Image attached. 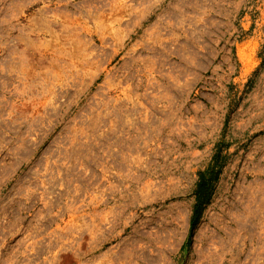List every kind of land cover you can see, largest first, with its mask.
Masks as SVG:
<instances>
[{
	"label": "rangeland",
	"instance_id": "374dc122",
	"mask_svg": "<svg viewBox=\"0 0 264 264\" xmlns=\"http://www.w3.org/2000/svg\"><path fill=\"white\" fill-rule=\"evenodd\" d=\"M0 264H264V0H0Z\"/></svg>",
	"mask_w": 264,
	"mask_h": 264
},
{
	"label": "trees",
	"instance_id": "16d2710c",
	"mask_svg": "<svg viewBox=\"0 0 264 264\" xmlns=\"http://www.w3.org/2000/svg\"><path fill=\"white\" fill-rule=\"evenodd\" d=\"M224 147V142L221 141L218 143L210 163L204 170L199 172V177L194 192L195 204L190 220L191 234L189 235L187 241L188 245L192 239V233L198 226L207 205L210 203L215 184L220 178L221 170L227 157V155L224 154Z\"/></svg>",
	"mask_w": 264,
	"mask_h": 264
}]
</instances>
